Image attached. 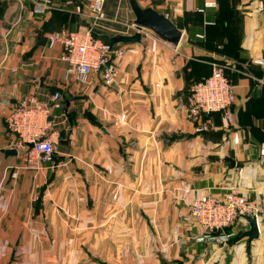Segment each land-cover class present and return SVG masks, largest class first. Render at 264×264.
<instances>
[{
  "label": "crops",
  "instance_id": "0c3cea01",
  "mask_svg": "<svg viewBox=\"0 0 264 264\" xmlns=\"http://www.w3.org/2000/svg\"><path fill=\"white\" fill-rule=\"evenodd\" d=\"M136 1L183 32L178 46L114 43L136 34L131 0H106L98 21L90 0H59L45 14L31 0H0V264H264L260 0ZM208 2L217 8L202 12ZM88 29L126 51L112 86L101 74L79 83L62 46H49L53 33ZM225 63L236 71L235 124L213 115L216 128L197 134L186 117L191 89ZM56 92L52 161L36 169L7 155L6 114L27 95L50 104ZM230 187L259 207L260 237L216 245L191 205ZM248 229L240 219L231 232Z\"/></svg>",
  "mask_w": 264,
  "mask_h": 264
},
{
  "label": "built area",
  "instance_id": "2783aa9c",
  "mask_svg": "<svg viewBox=\"0 0 264 264\" xmlns=\"http://www.w3.org/2000/svg\"><path fill=\"white\" fill-rule=\"evenodd\" d=\"M58 1L31 0L38 14L49 12ZM105 1L90 0L89 14L93 19H101ZM212 8H217V4L205 3L202 12ZM256 12L264 24V0L257 4ZM132 29L142 37L162 41L149 29L139 30L136 25ZM198 37L205 38L204 35ZM48 40L51 47L55 44L62 46V60L68 63L70 71L79 83L89 84L93 74H101L106 86L115 83L118 75L117 62L124 57L125 49L115 48L114 44L98 38L92 29L53 33ZM254 64L264 67V60H255ZM227 68V63L215 65L212 74L191 89L186 117L194 124L197 134H205L216 128L213 115L220 116L225 128L230 129L235 124L236 86L229 79ZM62 107L63 98L58 92L52 96L50 104H42L34 94H30L24 97L19 107L6 114L5 124L15 136L9 149L21 153L27 166L41 169L52 161L55 140L49 132L54 128L55 122L51 115L52 110ZM259 214L257 204L241 194L236 187L228 188L221 196L203 195L191 205V217L203 230V239L224 244L237 237L235 233H228L227 229L242 220L241 216H256L259 220Z\"/></svg>",
  "mask_w": 264,
  "mask_h": 264
},
{
  "label": "water",
  "instance_id": "95a60500",
  "mask_svg": "<svg viewBox=\"0 0 264 264\" xmlns=\"http://www.w3.org/2000/svg\"><path fill=\"white\" fill-rule=\"evenodd\" d=\"M131 7L136 15L135 25L139 30H141L142 28L149 29L171 45L178 46L180 44L183 32L178 29V27L164 14L158 13L151 8H141L136 0H131ZM142 38L143 37L140 33H136L133 36L117 37L113 39V42L140 43L142 41ZM69 105L70 102L67 101V109L69 108ZM30 147L32 148L33 145H30ZM6 154L18 155V152L16 150H8L6 151ZM241 218L248 223L249 229L240 235L239 240L248 239L249 242L257 240L260 237V225L258 218L256 216L250 215H243L241 216ZM211 242L216 245H225L224 243H219L215 240Z\"/></svg>",
  "mask_w": 264,
  "mask_h": 264
},
{
  "label": "rangeland",
  "instance_id": "374dc122",
  "mask_svg": "<svg viewBox=\"0 0 264 264\" xmlns=\"http://www.w3.org/2000/svg\"><path fill=\"white\" fill-rule=\"evenodd\" d=\"M226 72H227V75H228V77H229V79L231 80V82L235 85V80H234V74H236L235 72V70H231V71H229V70H226Z\"/></svg>",
  "mask_w": 264,
  "mask_h": 264
},
{
  "label": "trees",
  "instance_id": "16d2710c",
  "mask_svg": "<svg viewBox=\"0 0 264 264\" xmlns=\"http://www.w3.org/2000/svg\"><path fill=\"white\" fill-rule=\"evenodd\" d=\"M104 41L107 42V43H111V44L113 43L112 41H106V40H104ZM211 74H212V73H211ZM202 81H203V80H202ZM227 232L230 233V232H231V228L227 229ZM239 237H240V236H237L235 239L231 240V241L229 242V244H233L234 242L238 241Z\"/></svg>",
  "mask_w": 264,
  "mask_h": 264
}]
</instances>
